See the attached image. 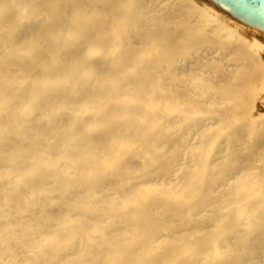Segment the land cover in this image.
Instances as JSON below:
<instances>
[{
    "label": "bare ground",
    "instance_id": "bare-ground-1",
    "mask_svg": "<svg viewBox=\"0 0 264 264\" xmlns=\"http://www.w3.org/2000/svg\"><path fill=\"white\" fill-rule=\"evenodd\" d=\"M0 264H264V31L0 0Z\"/></svg>",
    "mask_w": 264,
    "mask_h": 264
},
{
    "label": "water",
    "instance_id": "water-1",
    "mask_svg": "<svg viewBox=\"0 0 264 264\" xmlns=\"http://www.w3.org/2000/svg\"><path fill=\"white\" fill-rule=\"evenodd\" d=\"M234 18L264 31V0H210Z\"/></svg>",
    "mask_w": 264,
    "mask_h": 264
}]
</instances>
